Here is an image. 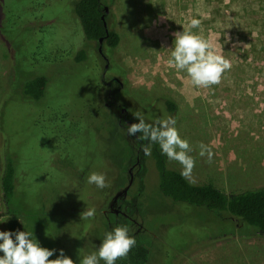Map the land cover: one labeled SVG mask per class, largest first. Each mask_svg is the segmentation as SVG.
Segmentation results:
<instances>
[{
    "label": "rangeland",
    "instance_id": "1",
    "mask_svg": "<svg viewBox=\"0 0 264 264\" xmlns=\"http://www.w3.org/2000/svg\"><path fill=\"white\" fill-rule=\"evenodd\" d=\"M79 1L0 0V231L7 232L12 217L1 189L3 158H11L18 173L16 217L34 242L55 250L50 259L63 250L74 264L98 253L114 230L104 209L125 185L123 169L131 155L117 131L116 110L105 107L106 62L82 33L75 14ZM105 4L108 24L120 36L105 80L118 76L124 83L116 100L130 119L139 123L137 112L153 125L175 119L195 161L186 177L190 183H212L227 194L264 187V95L258 91L264 89V0ZM193 19L200 21L198 28L190 27ZM184 30L210 39L231 62L219 84L196 87L186 71L168 63L174 34ZM82 50L89 58L77 63ZM14 64L23 67L18 83L28 77L49 80L44 100L36 103L13 88ZM168 100L176 112H169ZM201 144L211 149V160L200 155ZM168 161L183 171L179 162ZM157 165L151 155L136 211L148 264H264V237H241L228 219L164 197ZM93 172L105 175L109 186L88 184ZM141 187L137 176L130 198ZM86 208H95L94 219H81Z\"/></svg>",
    "mask_w": 264,
    "mask_h": 264
},
{
    "label": "trees",
    "instance_id": "2",
    "mask_svg": "<svg viewBox=\"0 0 264 264\" xmlns=\"http://www.w3.org/2000/svg\"><path fill=\"white\" fill-rule=\"evenodd\" d=\"M105 7V0H80L76 5L75 14L86 40L95 42L98 49L102 48L109 58L110 54L119 46L120 36L110 28L108 24L109 12L105 13ZM105 21L107 26H105ZM102 38L104 41L101 44L100 39ZM88 58L87 51L82 50L77 53L75 61L81 63ZM24 68L28 72L29 69ZM13 69L15 73L12 81L13 88H19L23 95L31 101L36 103L42 101L45 98L49 80L46 77H28L21 79V83H18L16 75H21L23 67L14 64ZM166 106L171 113L177 111V107L172 101L168 100ZM156 160L160 178L159 190L164 197L174 202L205 208L219 219H228L233 225L234 233L237 232L241 237H264V187L227 194L212 183L200 185L190 183L186 177L182 176L180 170L169 163L167 156L161 150L156 152ZM3 163L1 189L6 201L5 207L12 215L6 221L7 232H26L25 226L16 217L12 205L17 191V169L11 158H3ZM143 192L144 188L141 187L134 196L139 198ZM122 226H126L129 230L126 223L122 222ZM128 235L135 238L136 245L126 258L118 259L115 264H148L150 254L148 248L140 243L138 236L134 235L132 231L129 230Z\"/></svg>",
    "mask_w": 264,
    "mask_h": 264
},
{
    "label": "clouds",
    "instance_id": "3",
    "mask_svg": "<svg viewBox=\"0 0 264 264\" xmlns=\"http://www.w3.org/2000/svg\"><path fill=\"white\" fill-rule=\"evenodd\" d=\"M199 25V20L193 19L190 22L191 28H198ZM174 35V48L168 63L178 70L186 71L191 83L196 87L207 88L219 84L225 71L230 70L232 65L228 59L217 53L213 42L189 30L177 32ZM134 117L139 120V123L128 126L127 132L129 136L140 133L137 140L149 141L148 144L141 145L144 154L150 156L152 145L158 144L169 160L177 161L183 166L182 176L189 177L195 167V161L188 155L192 149L188 141L180 137L175 127V119L172 117L157 119L153 125L146 123L139 112L135 113ZM200 148V155L204 156L207 153L211 160L213 156L211 149L203 144ZM86 179L88 184H94L101 190L109 186L105 175L100 173L93 172ZM95 211V208H86L81 213V219H94ZM128 231L126 226L115 227L112 232L106 234L98 253L84 256L81 264H99L100 260H103L105 264H115L118 259L126 258L136 245L135 238L130 237ZM0 241H2L0 252L4 253L0 257V264H74L71 258L64 255L63 250H60L59 258L50 259L55 250L41 247L25 231L16 233L0 231Z\"/></svg>",
    "mask_w": 264,
    "mask_h": 264
},
{
    "label": "flooded vegetation",
    "instance_id": "4",
    "mask_svg": "<svg viewBox=\"0 0 264 264\" xmlns=\"http://www.w3.org/2000/svg\"><path fill=\"white\" fill-rule=\"evenodd\" d=\"M98 52L101 55L103 61L106 62L104 73L102 75L105 87L107 88V98H105V100L108 102L105 103V107L110 111L116 110L117 131L120 132L122 139H124L126 144L130 146L131 150V155L127 159L125 169H123L127 177V181L116 194L112 195L106 209H104V216L108 220L110 227L113 228L122 226V222H124L128 225L129 230L132 231L134 235L139 236V233L144 231V224L143 220L140 219V215L137 214L136 211L142 194L139 195V198H136L135 196H131L130 198V190L132 189L137 176H140L142 180V187L145 190V179L148 173L147 162L149 161L151 155L156 158V152L160 151L161 149L158 147V144H153L152 154L147 156L141 150V145H146L149 143V141L137 140V137L141 135L140 133H137L136 136L128 135V126L136 123V121L130 119L128 109L124 107L123 104L118 103L116 100L117 94H119L125 88L124 83L118 76L111 77L110 81L105 80L111 68L110 59L103 50L101 53L98 49ZM126 189L127 192L122 193L120 198H118L117 201L113 203L116 195L120 194Z\"/></svg>",
    "mask_w": 264,
    "mask_h": 264
},
{
    "label": "water",
    "instance_id": "5",
    "mask_svg": "<svg viewBox=\"0 0 264 264\" xmlns=\"http://www.w3.org/2000/svg\"><path fill=\"white\" fill-rule=\"evenodd\" d=\"M108 12H109V7H105V13H108ZM103 20H105V17H103ZM104 23H105V26H107V22L105 21ZM103 41H104L103 38L100 39V43H101V44L103 43ZM99 51L102 53V48H99ZM126 192H127V189L124 190L123 192H121L120 194L116 195V197H115L114 200H113V203H114L115 201H117L118 198H120V196H121L122 193H126Z\"/></svg>",
    "mask_w": 264,
    "mask_h": 264
},
{
    "label": "crops",
    "instance_id": "6",
    "mask_svg": "<svg viewBox=\"0 0 264 264\" xmlns=\"http://www.w3.org/2000/svg\"><path fill=\"white\" fill-rule=\"evenodd\" d=\"M259 92H262L264 95V89H258ZM262 95V94H261Z\"/></svg>",
    "mask_w": 264,
    "mask_h": 264
}]
</instances>
